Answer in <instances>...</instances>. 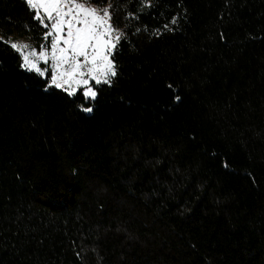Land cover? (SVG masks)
Returning <instances> with one entry per match:
<instances>
[{"label":"trees","instance_id":"1","mask_svg":"<svg viewBox=\"0 0 264 264\" xmlns=\"http://www.w3.org/2000/svg\"><path fill=\"white\" fill-rule=\"evenodd\" d=\"M90 1L123 33L94 101L0 0V264H264V0Z\"/></svg>","mask_w":264,"mask_h":264},{"label":"snow or ice","instance_id":"2","mask_svg":"<svg viewBox=\"0 0 264 264\" xmlns=\"http://www.w3.org/2000/svg\"><path fill=\"white\" fill-rule=\"evenodd\" d=\"M34 11V18L47 29L37 51L27 43L9 42L21 57V67L39 76H45L51 61L50 85L75 95L83 88L86 100L94 101L96 85L111 84L117 76L112 58L123 33L112 24L111 6L98 9L89 7L90 0H26ZM175 23V20H173ZM91 112V107L83 109Z\"/></svg>","mask_w":264,"mask_h":264},{"label":"rangeland","instance_id":"3","mask_svg":"<svg viewBox=\"0 0 264 264\" xmlns=\"http://www.w3.org/2000/svg\"><path fill=\"white\" fill-rule=\"evenodd\" d=\"M25 1H26V0H25ZM88 6H89V7H95V8H98V9H102V8H104V7H99V6L95 5V4H94L93 2H91V1H90V3L88 4ZM14 42H17V43H27L26 41H23V40H17V41H14ZM49 43H50V40H49L48 43L45 44V45H48ZM27 44H28V43H27ZM36 50H37V49H36ZM39 50H40V49H39ZM39 50H37V51H39ZM21 60H22V59H21ZM50 64H51V61L49 62L48 65L43 64V63L40 64L41 69H47V70H48V71L46 72L45 76H43L42 78H43V79H47L49 85H50V77H51V68H50ZM94 85H96L95 82H94V81H90V86H92V87L95 89ZM79 89H81L82 92L84 91L83 88H79ZM79 89H78V90H79ZM95 90H96V89H95Z\"/></svg>","mask_w":264,"mask_h":264}]
</instances>
